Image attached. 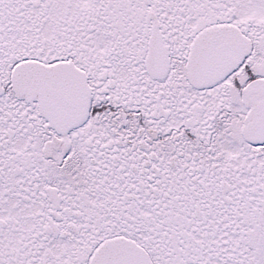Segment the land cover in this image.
I'll list each match as a JSON object with an SVG mask.
<instances>
[{
    "label": "snow or ice",
    "instance_id": "snow-or-ice-1",
    "mask_svg": "<svg viewBox=\"0 0 264 264\" xmlns=\"http://www.w3.org/2000/svg\"><path fill=\"white\" fill-rule=\"evenodd\" d=\"M0 264H264V0H0Z\"/></svg>",
    "mask_w": 264,
    "mask_h": 264
}]
</instances>
